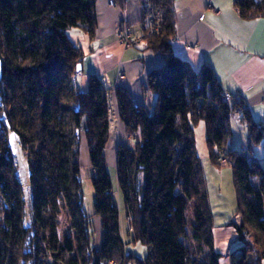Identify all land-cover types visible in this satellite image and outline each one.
<instances>
[{"label":"trees","instance_id":"obj_1","mask_svg":"<svg viewBox=\"0 0 264 264\" xmlns=\"http://www.w3.org/2000/svg\"><path fill=\"white\" fill-rule=\"evenodd\" d=\"M149 2L161 23L144 41L164 64L147 75L146 90L154 96L148 110L96 75L85 91L74 85L83 53L71 35L94 37L95 0H0V264H264V160L252 154L264 139V116L254 119L243 101H227L232 94L209 65L196 71L174 55L172 0ZM235 6L243 19L264 17V0H236ZM111 93L131 144L116 147V185L127 237L147 250L142 258L121 237L107 171ZM235 113L245 127L242 151L230 147ZM200 122L211 162L225 158L233 176L236 208L225 225L234 231V247L225 254L215 249L196 152ZM11 134L28 164L27 201ZM81 135L92 171V215L82 208ZM63 213L70 234L60 239ZM92 216L100 219L98 249L92 247Z\"/></svg>","mask_w":264,"mask_h":264},{"label":"crops","instance_id":"obj_2","mask_svg":"<svg viewBox=\"0 0 264 264\" xmlns=\"http://www.w3.org/2000/svg\"><path fill=\"white\" fill-rule=\"evenodd\" d=\"M122 6L110 7L108 0H95L97 27L92 39L72 34L83 53L81 68L74 78L80 91L87 88L90 75L101 78L108 89H125L135 106L151 109L154 96L146 90L147 75L163 66L159 52L146 49L140 22L139 0H121ZM236 0H172L175 15V39L171 50L193 70L209 65L224 92L239 93L254 119L264 116V17L243 19ZM201 17V19H199ZM125 21L132 39H140L135 48H125L117 40V26ZM110 135L105 149L106 165L115 167V150L124 144L126 133L118 120L117 105L111 93ZM233 140L242 139L246 147L244 123L232 119ZM128 137V136H127ZM130 143V138L128 140ZM83 135L80 150L86 155ZM264 150L253 148L255 158H264ZM264 160V159H262ZM214 225V224H213ZM215 249L220 254L234 247L232 228L214 225Z\"/></svg>","mask_w":264,"mask_h":264},{"label":"rangeland","instance_id":"obj_3","mask_svg":"<svg viewBox=\"0 0 264 264\" xmlns=\"http://www.w3.org/2000/svg\"><path fill=\"white\" fill-rule=\"evenodd\" d=\"M237 94L241 96L239 93ZM239 101H242V97ZM110 118L112 119V114ZM194 135L196 152L202 166L203 177L208 194V201L212 212L213 224L217 226L225 225L229 219L234 217L236 208V193L233 184L231 167L227 166V164L226 166H222L219 163V159H217V161L220 166L211 162L205 144V129L202 122H200L199 125L194 128ZM127 136L128 135L126 134V143H124V145H131L129 141H127ZM9 139L18 179L22 185L27 201V196L30 192L28 164L15 136L11 134ZM242 146V139L240 137H235L234 140L232 139L230 147L233 149H241ZM257 148L264 150V139L262 140L261 145ZM256 159L261 162L264 158ZM79 164L82 190V208L87 215H92L94 203V191L90 180L92 171L88 165L87 155H84L82 150H80ZM107 171L111 181L113 195L119 209V229L121 237L126 243H128V248L133 251L137 257H145L147 254L146 248L140 244H132L127 237L128 223L125 218L122 197L117 190L116 169L108 163ZM57 233L60 239H62L63 236L70 234L68 231V219L66 213L61 214L60 218L58 219ZM91 239L92 247L94 249H98L101 243V229L100 219L97 216H92Z\"/></svg>","mask_w":264,"mask_h":264},{"label":"built area","instance_id":"obj_4","mask_svg":"<svg viewBox=\"0 0 264 264\" xmlns=\"http://www.w3.org/2000/svg\"><path fill=\"white\" fill-rule=\"evenodd\" d=\"M139 2L142 10V20L140 23V27L143 31V36L148 37L154 35L159 30V26L161 23L160 15L154 9L153 5L149 2V0H139ZM108 5L110 7H115L116 3L114 0H108ZM199 19H201V17ZM117 39L118 42H120V44L126 48L136 47L141 42L140 39L131 38V33L128 24L125 21H120L117 26ZM225 96H226L225 99L227 101L233 99L239 102V100L241 99V96H239L237 93H233L232 95L226 94ZM233 118L239 119L240 118L239 113H235ZM218 159H219V163L222 166H226L227 160L225 158H218ZM108 264H114V262L109 261Z\"/></svg>","mask_w":264,"mask_h":264},{"label":"water","instance_id":"obj_5","mask_svg":"<svg viewBox=\"0 0 264 264\" xmlns=\"http://www.w3.org/2000/svg\"><path fill=\"white\" fill-rule=\"evenodd\" d=\"M80 68H81V66L78 65V66H77V69H76V72H79V71H80Z\"/></svg>","mask_w":264,"mask_h":264},{"label":"bare ground","instance_id":"obj_6","mask_svg":"<svg viewBox=\"0 0 264 264\" xmlns=\"http://www.w3.org/2000/svg\"><path fill=\"white\" fill-rule=\"evenodd\" d=\"M115 1V0H114ZM116 7V6H115ZM141 23V22H140ZM129 27V26H128ZM143 32V31H142ZM145 36L142 37L144 39ZM118 40V39H117ZM137 47V46H136ZM126 48V47H125ZM129 48H135V47H129ZM108 264V263H107Z\"/></svg>","mask_w":264,"mask_h":264}]
</instances>
